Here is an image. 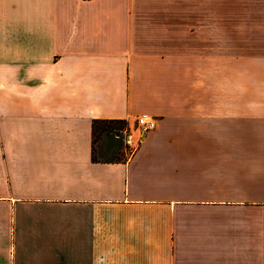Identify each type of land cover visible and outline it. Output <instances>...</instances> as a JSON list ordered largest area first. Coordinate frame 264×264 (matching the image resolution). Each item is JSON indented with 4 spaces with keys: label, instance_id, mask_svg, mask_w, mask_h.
I'll use <instances>...</instances> for the list:
<instances>
[{
    "label": "crops",
    "instance_id": "obj_1",
    "mask_svg": "<svg viewBox=\"0 0 264 264\" xmlns=\"http://www.w3.org/2000/svg\"><path fill=\"white\" fill-rule=\"evenodd\" d=\"M0 264H264V0H0Z\"/></svg>",
    "mask_w": 264,
    "mask_h": 264
},
{
    "label": "trees",
    "instance_id": "obj_2",
    "mask_svg": "<svg viewBox=\"0 0 264 264\" xmlns=\"http://www.w3.org/2000/svg\"><path fill=\"white\" fill-rule=\"evenodd\" d=\"M116 122H114V121H96V122H94L92 124V131H93L94 134L98 130H100V131H110L111 128H110L109 125L115 124ZM118 122L124 124L123 121H118Z\"/></svg>",
    "mask_w": 264,
    "mask_h": 264
},
{
    "label": "built area",
    "instance_id": "obj_3",
    "mask_svg": "<svg viewBox=\"0 0 264 264\" xmlns=\"http://www.w3.org/2000/svg\"><path fill=\"white\" fill-rule=\"evenodd\" d=\"M137 122L145 131H150L154 128V121L152 119L141 117Z\"/></svg>",
    "mask_w": 264,
    "mask_h": 264
},
{
    "label": "rangeland",
    "instance_id": "obj_4",
    "mask_svg": "<svg viewBox=\"0 0 264 264\" xmlns=\"http://www.w3.org/2000/svg\"><path fill=\"white\" fill-rule=\"evenodd\" d=\"M109 126H110V128H111V131H110V132H113V133L118 132V131H119V132H124L125 129H126V125L121 124V123L111 124V125H109ZM101 135H102V134L96 133V134H95V137L99 139V137H100Z\"/></svg>",
    "mask_w": 264,
    "mask_h": 264
}]
</instances>
